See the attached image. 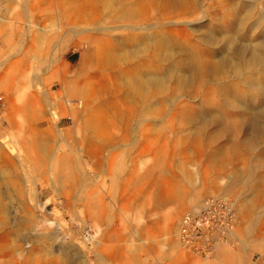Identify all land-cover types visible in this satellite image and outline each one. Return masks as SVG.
<instances>
[{
  "label": "rangeland",
  "instance_id": "1",
  "mask_svg": "<svg viewBox=\"0 0 264 264\" xmlns=\"http://www.w3.org/2000/svg\"><path fill=\"white\" fill-rule=\"evenodd\" d=\"M130 1L138 3L134 21H96L75 30L59 0H2L0 264H264V134L253 138L246 125L234 132L217 123L201 128L204 116L222 121L264 112V88L255 89L264 87V65L237 56L264 44V0H183L185 8L171 10L165 19L158 17L161 1ZM167 29L170 43L176 40L184 49L173 46L171 62L193 51L209 61L229 58L236 67L183 89L171 77L158 93L137 103L132 115L124 80L149 52L113 65L105 54L104 59L96 55L95 40L104 42L109 34L111 57L119 59L149 33ZM84 34L90 37L83 39ZM167 62L155 60L152 69L138 70L160 75ZM81 65L74 88L80 92L64 93L62 82ZM55 67L60 75L52 73ZM12 82L20 86L18 92ZM89 86L97 96H90ZM26 100L45 120L38 127L50 129L48 139L31 138ZM99 100L104 103L97 114L104 120L102 149L90 157L88 142L81 139L92 133L84 132L82 123ZM20 141L48 143L58 159L62 153L76 157L77 171L89 177L87 187L72 189L62 180L63 167L53 174L48 159L36 168L24 162ZM218 154L221 161L215 160ZM236 174L245 186L227 187ZM220 194L234 201L233 229L224 233L213 257L193 256L178 244L179 220L203 198Z\"/></svg>",
  "mask_w": 264,
  "mask_h": 264
},
{
  "label": "bare ground",
  "instance_id": "2",
  "mask_svg": "<svg viewBox=\"0 0 264 264\" xmlns=\"http://www.w3.org/2000/svg\"><path fill=\"white\" fill-rule=\"evenodd\" d=\"M49 1H51V0H49ZM152 1H154V0H152ZM158 1H161V3H162V8H161V11L158 15V17L160 19H165L167 17V14H169L171 10H182L183 8H185L183 0H158ZM59 3H60V5H62L61 7H64L66 19L71 20V24H73L75 26L74 27L75 30L77 29L78 24L80 25V28L89 29V24H94L96 21H100V22H102V21H104V22H109V21L110 22H120V21H123V23L124 22H131V21H134L135 12H136V10H138V9H136V7H134V5L135 4L138 5V3L135 2L134 4H131L130 0H59ZM1 5H2V0H0V7H1ZM152 7H154V6H152ZM103 8H104V13L102 12ZM242 25H243V23H242ZM121 26H123V25H121ZM106 36L107 37H106V39H104V42L102 39L96 38L94 45L97 48L96 49V55L99 56L100 59H104V54H105V57L109 59L110 64L116 65L117 63H120V60H123L125 62L128 60V57H131L134 55L137 57H140V56L144 55V52H147V51L149 52V54H147V55H149L148 59L143 60V57H142V59L139 60L138 64L136 65L137 68H135L132 71L127 72L130 74V77L127 78L126 81L124 80V84H123L125 86V88L123 89L124 93H125L124 98H125V101H127L132 107V109H130V111L132 112V115H133V112L138 111V106H136L137 103H139L140 101L145 102L146 99H149L153 94L158 93L159 88L162 87L163 84L166 82V80L170 79L171 77H173L176 81V84L179 85V87H181L183 89V88H187L188 86H190L195 81L201 80L204 76H211V77L216 78L217 75H219L222 71L225 72V70L227 68L233 67L232 69H234V67H236L235 63H232L228 60L229 58L228 59L225 58V59L209 61V60L195 54L193 51H187L184 58L177 59L176 61L171 62V59L173 56L172 47L176 46L178 49V52H181L184 49L181 47L180 43L175 42L176 40H174V42H172V44L170 43L171 33L168 29L164 32V34L160 33L159 31H153L152 33H149L147 36L144 37L143 41L141 42L140 45L137 46V48L131 50V52L127 55H122V56L120 55L121 57L119 59L115 58V57H111V54L113 53L111 51V48H112L111 47V41L109 38V34L106 33ZM139 36L140 35L136 36L137 40H141L140 38H138ZM83 37H84L83 39H88L90 36H88L87 34H84ZM259 43H260V41L257 44H259ZM235 45H238V44L236 43ZM241 45L243 46L245 44L244 43L242 44V42H241ZM262 45L263 46H261V45H259V46L254 45L255 47L251 46V49H250L248 55H244L242 53V51H241V53L237 51L238 52V54H237L235 52L237 48L234 49L235 50L234 52L239 57L240 61L243 60V58H244L246 62H249L253 65L254 64L264 65V44H262ZM241 47L239 49L242 50ZM225 51H227V50H225ZM244 52H245V50H244ZM224 57H225V55H224ZM155 60H159L162 62L169 61V63L167 62L168 67H166V70L162 74L157 75V74H154V72L144 74L140 70H138V68L142 70L143 67H146L148 69H152L154 67L153 62ZM52 62H53V60L51 61V63ZM238 63H239V61H238ZM82 64L84 65V62ZM51 66L52 65H50V67ZM60 69L61 68L55 67V69H52V73L56 74V75H60ZM82 69H83V66L81 65V68L74 72V74L72 75L73 76L72 79L69 80L71 85L69 84L68 81L62 82V89H63L64 93L71 95L73 90L75 91L76 94H78V92H80L79 89H77V91H76L74 88L78 84H80V81H81L80 80V77H81L80 73H81ZM14 70H15L14 68L11 69L12 76L14 74ZM66 72L67 71L64 68L63 73H66ZM234 72H236V71L234 70ZM223 74H225V73H223ZM262 74H264V71H262ZM10 78H8V79H10ZM86 80H87L86 78L83 79V81H86ZM10 81H14V80H9L8 83ZM8 83H7V85H8ZM14 83L12 82V87L14 88V90L16 92H18L20 86H16V85L14 86ZM86 84H89V80L86 81ZM118 87L121 88L120 86H118ZM263 88L264 87H262V88L256 87L255 89L261 90ZM87 90H88L90 96H92L94 92L92 91L90 86ZM263 91H264V89H263ZM69 92H70V94H69ZM95 95H96V93H94L93 96H95ZM31 102L32 101H30V100H26V102H23L25 104V106H24L25 109L23 108V112L26 114V117H27V127L33 133V137H31V138L46 140L45 138L48 139L50 137V134H49L50 129H48V128L41 129L38 127V125L39 124L42 125L45 120H41L39 117H37V114L34 112V110H32ZM79 104H81V106H82L81 102H79ZM102 108L104 109V103L103 102H101L100 100L98 102H95L94 105L89 109L90 113L86 115V118L83 120V123H82V126H84L82 130L84 132L89 131L92 133V135L90 137H86V138L81 139V141H83V142H88L87 148H86V155H88L90 157H93L95 154H97V152H99L102 149V145L100 144V141L102 139L101 138L102 137L101 132H102V128L104 126V120H103V118L101 119V116L97 115V114H100L98 111L99 110L101 111ZM79 112L80 111L77 110L75 112H71L70 115L73 117L75 114H79ZM263 114H264V112H246V113H243L241 115L242 118H240V119H236V120H234V119H232V120L222 119V121L216 119L215 117L204 116L202 119V127L201 128H203V126H205L206 124H209V123H217L222 130L234 132L238 128L242 127L243 125H246L247 129L249 130V134L251 136H253V138H254L255 136H257L259 134H264V124H261V117ZM72 122H74V120H72ZM68 131L69 130H66L65 133L68 134L69 133ZM92 137H94V139H91ZM17 146L19 147V151L25 152V154L23 156L24 162L33 163L35 165V168H36L38 161H41L43 159H48L49 164L47 166L49 167L50 171L53 174L58 173L61 166L63 167V169L65 171L64 172L65 177L62 180L64 182H66V181L69 182L72 189H74V190L78 189L80 191H83V188L87 187L89 180L86 178H89V177H88V175H86V176L84 175V173H85L84 170L80 169L79 171H77L79 169V166L77 164L76 157H70V156L66 155L65 153H62L59 157L60 159H58V157H56V155L54 154L55 149L53 148V146H51L48 143H44L43 145L42 144H40V145L31 144L28 146L24 142L20 141L17 144ZM2 155H3V152H2V149L0 148V160H1ZM222 156H223V154H218V156L215 158V160L221 161L223 159ZM6 159H7V162L9 164H11L10 159L8 157H6ZM44 171H46V170L44 169ZM57 178H59V174H58ZM230 179H231V181H229V184L227 187H230L231 184L235 183V182L242 183V186L243 187L245 186L244 179H242L240 177V175L236 174V176H233ZM249 186H250V180H248V188H249ZM91 191L92 190L87 191V192H91ZM202 201L197 206L195 205L193 207V209L184 212L182 215H185L187 212H193V211H194V213H196L199 210V208L202 204ZM89 205H90V202L87 201L86 209H89ZM178 225H179V223H178ZM232 229H233V226L230 227L229 229H227L225 232L230 233L231 232L230 230H232ZM177 231H178V228H177ZM228 231H230V232H228ZM226 233H225V235H226ZM223 237H222V239H223ZM222 239L219 242L214 243L212 245L211 250L205 254H195V253L185 249L184 247H182L180 245L179 241L178 240L177 241H178L179 246L184 251H186L187 253H190L191 255L196 256V257L205 258V257H209L210 255H211V257H213L215 255V253L220 248V244L222 242Z\"/></svg>",
  "mask_w": 264,
  "mask_h": 264
},
{
  "label": "built area",
  "instance_id": "3",
  "mask_svg": "<svg viewBox=\"0 0 264 264\" xmlns=\"http://www.w3.org/2000/svg\"><path fill=\"white\" fill-rule=\"evenodd\" d=\"M235 222V205L229 196H207L196 213L193 211L182 215L177 240L185 249L195 254H205Z\"/></svg>",
  "mask_w": 264,
  "mask_h": 264
},
{
  "label": "crops",
  "instance_id": "4",
  "mask_svg": "<svg viewBox=\"0 0 264 264\" xmlns=\"http://www.w3.org/2000/svg\"><path fill=\"white\" fill-rule=\"evenodd\" d=\"M181 260V259H180ZM183 260V259H182ZM211 262V261H210ZM181 264H184L183 262H181ZM207 264H209V262L207 263Z\"/></svg>",
  "mask_w": 264,
  "mask_h": 264
}]
</instances>
